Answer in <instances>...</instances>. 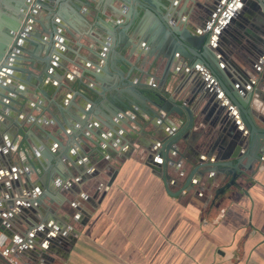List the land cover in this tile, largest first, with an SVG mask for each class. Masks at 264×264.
I'll return each instance as SVG.
<instances>
[{"label": "water", "instance_id": "obj_1", "mask_svg": "<svg viewBox=\"0 0 264 264\" xmlns=\"http://www.w3.org/2000/svg\"><path fill=\"white\" fill-rule=\"evenodd\" d=\"M86 1L81 0L88 6ZM164 1L167 5L157 0H118L124 14L123 29H131L138 42L150 48L138 53V66L127 60L124 63L139 77L158 73L157 88L135 96L132 87H128L126 96H104L103 89L82 80L88 76L102 81L101 73L108 68L106 60L100 52L82 47L93 70L81 71L75 89L66 83L61 86L81 100L70 106V111L62 103L52 100L43 105L41 100L48 97L42 77L53 78L50 70L57 68L55 74L59 78L67 70L58 59L76 67L54 45L58 42L54 39L57 35L74 40L68 27L56 21L48 25L44 23L46 17H35L38 10L47 14L53 0H0L3 7L4 2H9V7H4L9 16L0 24V144L5 136L14 145L12 151L0 148V171L6 165L22 168L20 177L0 179V234L11 242L12 235L24 240L18 248L9 246L0 252V264H12L7 256L16 264H47L59 248L74 242L65 232L66 224L70 218L80 222L82 215L89 214L78 205L73 215L61 206L67 200L63 201L57 193L60 190L68 196L80 193L69 181L76 174V184L92 189L95 199L99 186L105 187L107 182L98 178L97 171H89L86 162L76 163L77 157L89 156L97 162L107 160L113 145L120 140L131 141L137 134L135 128L149 125L147 134L157 144L155 151L160 163L149 154L146 159L158 167L156 175L169 196L192 192L200 197L199 192L209 191L219 181L209 196L212 203L225 190L239 188L238 181L250 172L252 164L264 162V114L254 112L264 106V0H189L180 13L181 19L171 13L173 0ZM34 24L38 26L35 30ZM145 27L148 33L140 35ZM27 46L42 47L44 55L34 59ZM62 47L67 48L66 43ZM134 48L131 47L130 54ZM171 66L185 67V71H170ZM15 82L29 89L21 94L14 88ZM167 85L181 94L179 103L166 95ZM140 87L146 88L143 84ZM32 98L36 102L30 104ZM25 108L36 110V118L45 113L49 117L47 124L53 126V131L40 129L43 153L53 149L47 156L54 158L57 181L50 184L45 177L46 163L32 149L26 130L11 117L13 111ZM231 108L245 133L238 129ZM192 128L198 131L197 144L187 141ZM112 139L116 140L109 145ZM169 169L175 176L168 174ZM30 174L36 178L31 180ZM108 177L111 180L112 176ZM168 183L181 184L171 194ZM103 195L104 188L96 200L98 203ZM44 198L48 200L43 204ZM56 198L58 213L48 206ZM90 206L94 208L95 204ZM52 223V234H48Z\"/></svg>", "mask_w": 264, "mask_h": 264}, {"label": "crops", "instance_id": "obj_2", "mask_svg": "<svg viewBox=\"0 0 264 264\" xmlns=\"http://www.w3.org/2000/svg\"><path fill=\"white\" fill-rule=\"evenodd\" d=\"M157 1L167 5L164 0ZM187 1L189 0H173L171 13L181 19L182 9L189 5ZM86 2L88 6L81 0H53L47 14L38 10L35 15L42 19L46 17L44 23L48 25L56 21L68 27L74 40L68 41L67 37L57 35L54 39L58 42L54 45L60 48L61 56L70 58L77 67L58 59L67 70L59 78L55 74L58 72L57 68L50 70L53 78L42 77L44 91L48 96L41 98L42 104L47 105L54 100L72 111L69 107L81 102L72 91L61 86L66 83L75 89L81 71L93 70L89 57L82 47L100 52L106 60L108 68L105 73H101L102 81H95L88 76L82 80L84 84L103 89L104 96H126L128 87H132L131 91L135 96L144 95L146 89H156L158 73L139 77L124 63V60H127L132 66H138V53H141L144 47L137 43L138 37L132 35L131 29L127 31L123 29L124 14L118 0ZM4 7H9V2H4ZM4 7L0 3V24L9 16ZM36 28L38 26L34 24L32 29ZM147 33L145 27L140 35ZM64 43L67 48L62 47ZM132 46L135 48L130 54ZM27 50L34 59L44 55L42 47L27 46ZM174 70L183 72L185 67L171 66L170 71ZM29 72L37 74L34 70ZM4 80L10 81L8 77H4ZM152 83L155 84L154 88L151 87ZM140 84L146 88L140 87ZM13 86L18 88L21 94L29 89L19 82H15ZM164 91L176 103L182 99L181 94L174 93L170 85L165 86ZM34 102L36 99L32 98L30 104ZM85 106L89 105L85 103ZM263 111L264 106L254 110L257 114H264ZM232 112L238 129L245 133L246 130L234 109ZM35 116L36 110L26 108L23 111H13L11 115L13 120L26 130L27 139L33 145L32 149L37 157L46 163L45 177L46 182L50 184L57 181L54 158L47 156L52 154L53 149H48L50 151L47 150V154L43 153L40 129L53 131V126L47 124L49 117L45 113L40 118ZM154 121L159 122L156 119ZM158 125L164 128V124ZM149 129V125L135 128L137 134L132 136L131 141L120 140L113 145L114 148L108 153L107 160L97 162L89 156L77 157L76 163L86 162L89 171H97L98 178L107 183L105 187L99 186L100 190L94 199V191L76 184L77 176L74 174L69 181L80 189V193L73 196H68L61 190L57 193L63 201L67 200L60 203L61 206L67 208L73 215L77 213L75 208L78 205L85 208L89 215L88 217L82 215L80 222L69 219L65 232L74 242L65 248H59L56 255L50 256L52 260L47 261V264H264V162L252 164L250 172L238 181L239 188L225 190L212 203L209 196L219 186V181H215L209 191L199 192L200 197H196L192 192L177 197L169 196L163 181L156 175L155 169L158 167L146 159L149 154L156 163H160L155 151L157 144L152 142L147 134ZM115 140L112 139L108 144L111 145ZM187 141L192 144L200 141L197 129L192 128L189 131ZM0 145L4 151H12L14 147L5 136ZM20 172H22L20 166L6 165L4 170L0 171V179L13 175L20 177ZM168 174L175 176L171 169L168 170ZM110 175L111 180L108 177ZM29 177L31 180L36 178L31 174ZM180 184L168 183L167 190L174 194ZM103 188L104 195L98 203L96 200ZM37 196L34 194V198ZM47 200L44 198L43 204ZM57 203L56 198L48 206L58 213ZM93 204L95 207L91 208L90 205ZM53 227L52 223L48 228V234H52ZM12 237V242L6 237L3 238L0 252L9 246L16 249L24 243L23 238L17 235ZM7 260L16 264L10 256H7Z\"/></svg>", "mask_w": 264, "mask_h": 264}, {"label": "flooded vegetation", "instance_id": "obj_3", "mask_svg": "<svg viewBox=\"0 0 264 264\" xmlns=\"http://www.w3.org/2000/svg\"><path fill=\"white\" fill-rule=\"evenodd\" d=\"M137 43L138 44H141L144 48H143V52H147V51H149L150 50V48H149V45L147 46L145 43H143V42H138V40H137ZM146 48H149V50H147ZM152 84H154V83H152ZM154 86H155V84H154ZM152 87V86H151ZM152 88H154V87H152Z\"/></svg>", "mask_w": 264, "mask_h": 264}, {"label": "built area", "instance_id": "obj_4", "mask_svg": "<svg viewBox=\"0 0 264 264\" xmlns=\"http://www.w3.org/2000/svg\"><path fill=\"white\" fill-rule=\"evenodd\" d=\"M151 86L154 87V84H151ZM3 238L4 237L2 235H0V246H1V243H2Z\"/></svg>", "mask_w": 264, "mask_h": 264}]
</instances>
